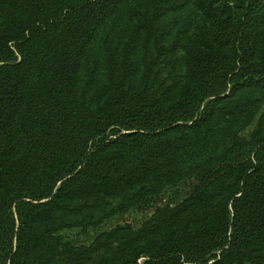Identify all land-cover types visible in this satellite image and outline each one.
Segmentation results:
<instances>
[{
	"label": "trees",
	"instance_id": "1",
	"mask_svg": "<svg viewBox=\"0 0 264 264\" xmlns=\"http://www.w3.org/2000/svg\"><path fill=\"white\" fill-rule=\"evenodd\" d=\"M263 101L264 0H0V264H264Z\"/></svg>",
	"mask_w": 264,
	"mask_h": 264
},
{
	"label": "rangeland",
	"instance_id": "2",
	"mask_svg": "<svg viewBox=\"0 0 264 264\" xmlns=\"http://www.w3.org/2000/svg\"><path fill=\"white\" fill-rule=\"evenodd\" d=\"M168 16L166 24L173 25L172 29L174 30L177 28H186L187 26L191 27L201 21L191 6ZM96 45L95 42H92L90 48ZM261 108H264V101ZM250 127L241 130L239 135L247 138ZM195 184L196 180L194 178H186L178 183L164 187L157 194L150 196L144 203L107 218L98 226L87 228L84 231L65 229L60 233L64 239L73 244H87L98 232L109 229L116 224H129L132 227H137L143 220L149 217L156 207L171 206L179 202L191 192Z\"/></svg>",
	"mask_w": 264,
	"mask_h": 264
}]
</instances>
